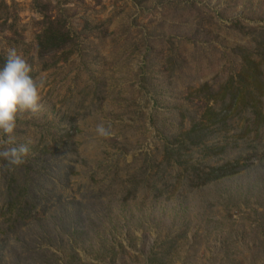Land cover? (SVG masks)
Here are the masks:
<instances>
[{"label":"rangeland","instance_id":"1","mask_svg":"<svg viewBox=\"0 0 264 264\" xmlns=\"http://www.w3.org/2000/svg\"><path fill=\"white\" fill-rule=\"evenodd\" d=\"M48 18L72 43L41 55ZM9 48L42 109L17 119L27 162L0 159V264H264V125L182 136L204 111L192 92L237 72V49L264 84V0H0Z\"/></svg>","mask_w":264,"mask_h":264},{"label":"trees","instance_id":"2","mask_svg":"<svg viewBox=\"0 0 264 264\" xmlns=\"http://www.w3.org/2000/svg\"><path fill=\"white\" fill-rule=\"evenodd\" d=\"M71 43L72 38L69 32L48 18L44 30L37 39V49L39 54L43 55L62 50ZM237 51L240 61L237 72L230 74L217 90H213L209 85L204 84L192 92L191 96L199 99L204 104V111L200 116V120L193 122L190 129L182 135L183 137L201 140L203 138L202 133L212 128H214V131L228 133L232 128L231 125L240 120L242 121L247 113L251 115V118L247 126L241 127L244 135L249 130L264 125V104L262 103L264 84L261 80V61L256 58L253 52L243 48H239ZM4 61L5 57H0V66L3 65ZM31 75L33 74L31 73ZM237 115H243V117L237 120L235 118ZM236 165L238 164H227L219 168L218 171L233 170ZM212 171L214 173L218 172ZM224 176H216L213 179L217 180ZM8 188L13 189L11 184L8 185ZM23 197L20 193L16 196L10 195L6 204L8 211L16 209L22 203ZM22 210L17 211L18 216L21 215Z\"/></svg>","mask_w":264,"mask_h":264},{"label":"clouds","instance_id":"3","mask_svg":"<svg viewBox=\"0 0 264 264\" xmlns=\"http://www.w3.org/2000/svg\"><path fill=\"white\" fill-rule=\"evenodd\" d=\"M32 68L15 48H9L0 66V136L7 137L4 143L10 147L0 148V159L12 167L24 165L27 160V145H16L14 132L20 113L41 111L40 88L43 81L33 79ZM103 131V129H101Z\"/></svg>","mask_w":264,"mask_h":264}]
</instances>
